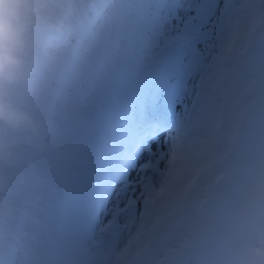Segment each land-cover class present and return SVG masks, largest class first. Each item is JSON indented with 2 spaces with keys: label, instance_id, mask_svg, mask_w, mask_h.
I'll return each mask as SVG.
<instances>
[{
  "label": "snow or ice",
  "instance_id": "6c2138e0",
  "mask_svg": "<svg viewBox=\"0 0 264 264\" xmlns=\"http://www.w3.org/2000/svg\"><path fill=\"white\" fill-rule=\"evenodd\" d=\"M38 124L0 128V264H243L264 237V0H28Z\"/></svg>",
  "mask_w": 264,
  "mask_h": 264
},
{
  "label": "clouds",
  "instance_id": "9594fccd",
  "mask_svg": "<svg viewBox=\"0 0 264 264\" xmlns=\"http://www.w3.org/2000/svg\"><path fill=\"white\" fill-rule=\"evenodd\" d=\"M27 2L0 0V128L18 133H34L39 127L12 99L29 70L32 24L24 7ZM243 264H264V237L256 235Z\"/></svg>",
  "mask_w": 264,
  "mask_h": 264
}]
</instances>
